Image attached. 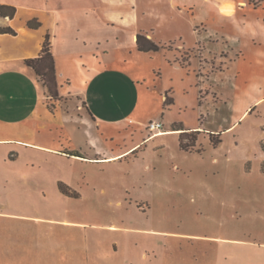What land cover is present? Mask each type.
<instances>
[{"label": "rangeland", "instance_id": "obj_1", "mask_svg": "<svg viewBox=\"0 0 264 264\" xmlns=\"http://www.w3.org/2000/svg\"><path fill=\"white\" fill-rule=\"evenodd\" d=\"M52 1L66 20L89 4L75 23L136 80L91 87L104 70L78 48L56 97L33 69L42 89L3 96L0 264H264V0L230 19L212 0Z\"/></svg>", "mask_w": 264, "mask_h": 264}, {"label": "crops", "instance_id": "obj_2", "mask_svg": "<svg viewBox=\"0 0 264 264\" xmlns=\"http://www.w3.org/2000/svg\"><path fill=\"white\" fill-rule=\"evenodd\" d=\"M44 1H47L46 4L39 7L36 4L33 5V0H0V6L7 7L5 11L8 15L12 13L10 8L16 9V13L13 18L0 15V29L11 28L17 33V35L15 36L10 34H0V114L1 111L4 110V95L12 93L19 88L22 89V87H28L29 89L30 82L32 83V86L34 85L35 87L37 85L36 87H39L40 89L41 85L32 75V68L26 65V60L36 59L39 56L45 40V36L47 34L50 36L56 72L58 57H60L61 54L69 55L76 53L75 51L80 48V51L82 52L88 50L92 53L94 52V56L96 58L94 62L98 63V65L100 67H103L104 70L103 73H100L96 76L93 75L91 77V87L95 84L96 81L98 83H102L103 81L107 80L109 76L108 74L113 75V70H115V74L120 75L122 81L125 80L123 83H128L131 80H136L134 77L128 74V71L126 69V62H118L120 66L117 67V69L113 67L114 62L110 60L111 51L108 48L110 43L108 36L104 35L103 37H93L87 34V31H85V29H82V26H80V24L78 23L82 18L77 22L78 24L75 23V21L78 20L80 16L83 17V14H85L86 16L88 15V8L91 7L89 4L87 5V8H85V11L80 13V15L70 13L68 14L70 16V19L66 20L64 18V14H67V10L69 8H72L69 3L58 4L54 3L52 0ZM111 2L112 3L110 4V9L115 10L116 8L114 7V5L118 4L119 2H116L114 0H111ZM185 2H187V0H177L176 5L178 7ZM211 3V9L218 15V17L230 19L235 17L238 13V4L235 0H212ZM77 5L79 6L83 4L79 2ZM226 5L232 7L231 14H223L221 12V8ZM108 18L110 19V16ZM32 19H37L42 24V26L39 29L28 28L27 22ZM68 23L77 24L74 30L75 32L72 31V33L69 31L70 27H68ZM96 23H99L98 19H96L94 24L97 28L98 24ZM51 26H53V29L51 28ZM135 35H133V43L135 41ZM146 35L148 38L151 37L149 33H147ZM134 44L136 46V43ZM83 64H85V69L89 68L88 64L82 63V65ZM117 71L120 73H116ZM112 77L116 78L114 76ZM258 102L259 101H257L256 103ZM85 103L87 107L89 106L90 109H88L90 110V112H96V109L92 103ZM248 109L249 107L246 108V111L243 113L242 117L247 114ZM5 118L7 119V117ZM0 119L4 120V117H0ZM18 120L20 119L13 120L15 121L13 125H18Z\"/></svg>", "mask_w": 264, "mask_h": 264}, {"label": "trees", "instance_id": "obj_3", "mask_svg": "<svg viewBox=\"0 0 264 264\" xmlns=\"http://www.w3.org/2000/svg\"><path fill=\"white\" fill-rule=\"evenodd\" d=\"M5 9H7L6 6H0V15L2 16H9L11 18L14 17L16 13V9L10 8L12 13L9 15L6 13ZM42 26V24L37 19H32L27 22V27L30 29H39ZM0 34H10V35H17V33L11 29V28H1ZM136 46L139 52L142 53H149V52H156L159 50V47L150 39H148L145 36L138 35ZM26 65L32 68L36 74L43 78L44 85L47 87L48 91L56 97L57 94V74H56V66H55V60L54 55L52 53V46L50 41V36L47 34L45 36V40L41 49V52L39 56L36 59H28L26 60ZM173 99L167 97L166 104H172ZM182 130V129H181ZM194 133H199L194 132ZM186 133H181V135H185ZM213 140V135H212ZM214 145L216 143H213ZM180 147L182 150L187 151L189 147H193V144L191 146H188L187 144H183L182 141H180Z\"/></svg>", "mask_w": 264, "mask_h": 264}, {"label": "built area", "instance_id": "obj_4", "mask_svg": "<svg viewBox=\"0 0 264 264\" xmlns=\"http://www.w3.org/2000/svg\"><path fill=\"white\" fill-rule=\"evenodd\" d=\"M162 128H163V125L160 122L159 123H150V125H149V130L151 131L152 136H156L159 133H161Z\"/></svg>", "mask_w": 264, "mask_h": 264}, {"label": "bare ground", "instance_id": "obj_5", "mask_svg": "<svg viewBox=\"0 0 264 264\" xmlns=\"http://www.w3.org/2000/svg\"><path fill=\"white\" fill-rule=\"evenodd\" d=\"M221 12H222L223 14H231V13H232V7L229 6V5L223 6V7L221 8Z\"/></svg>", "mask_w": 264, "mask_h": 264}]
</instances>
